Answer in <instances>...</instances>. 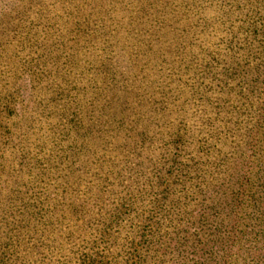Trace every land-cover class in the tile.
Wrapping results in <instances>:
<instances>
[{"label": "rangeland", "instance_id": "rangeland-1", "mask_svg": "<svg viewBox=\"0 0 264 264\" xmlns=\"http://www.w3.org/2000/svg\"><path fill=\"white\" fill-rule=\"evenodd\" d=\"M75 60L86 69L75 97L87 139L100 142L95 160L27 144L31 124L54 140L59 127L50 122L63 106L54 101L41 119L27 99L30 92L39 98L43 84L25 76L39 80L42 63L48 83L63 87ZM48 87L57 99L60 88ZM3 95L15 101L13 114L0 106V208L39 199L97 206L67 225L59 221L68 212L57 207L47 226H37L52 232L59 249L31 258L199 264L190 248L195 226L214 209L264 229V0H0ZM231 124L252 156L240 159L214 143ZM8 138L17 147L2 145ZM207 148L215 155L204 156ZM237 189L243 203L235 215L210 209ZM257 207L261 213H253ZM27 208L14 216L3 210L0 221L26 223L33 219ZM142 240L152 243L146 249ZM211 251L200 264H241Z\"/></svg>", "mask_w": 264, "mask_h": 264}, {"label": "trees", "instance_id": "trees-1", "mask_svg": "<svg viewBox=\"0 0 264 264\" xmlns=\"http://www.w3.org/2000/svg\"><path fill=\"white\" fill-rule=\"evenodd\" d=\"M42 65V63H39L38 66L40 72L43 74L39 80L31 74L25 76L30 84H43L42 87L44 88H42V95L38 98L30 92L27 101L30 103L31 110H40V116H42L41 119L50 116V113L47 112L46 109L48 105L50 106L54 101H57L54 105L58 107L63 106V108H60V112L57 113L56 117L50 122L51 125L56 123L59 130H56L57 136L54 137V140H50V143L48 142V138L42 139L43 136L48 137V134H46L47 130H42V127H37L35 124H31V135L28 138H31L33 142L27 138V144L33 145L35 142L44 146L50 144L52 150L53 148H57V150L61 152H63L62 150H67V153L70 155L79 157L87 156L91 157L90 159L95 160L98 155L97 150H100V146L98 147L100 142L97 143L96 139H92L93 141L87 139L90 130L85 127L83 123L85 117L83 118L80 116L81 113L78 108L79 99L75 97V92H78L80 87H84V83L81 81V75L86 74L84 63L80 64L79 60L74 61V68H69V71L66 73L67 79L62 81L63 87L52 80H49L50 83H48V77L47 75H44ZM79 66H81V68H79ZM23 78L24 75H22L21 79ZM51 83L56 85H51ZM14 85H16V83H14ZM48 86L60 88V92L57 94V99L49 97L51 95H49V92H46V90H49ZM5 98L6 95L0 97V106L4 107L8 113L13 114L14 111H12V109L15 100L9 101ZM67 106H73L74 109L69 107V109L66 110L65 107ZM52 118L53 117H51V119ZM34 119L38 120V118ZM223 127H225V124ZM237 130L239 129L232 124L228 126V128H222V131L225 132L224 136L222 138L218 137L214 143L221 144L222 146H229L240 159H243L246 156H252L256 150L250 147L246 150L248 139L246 140V137L241 134L232 135ZM93 132L96 133V131ZM136 136L139 138L138 136L140 135L136 134ZM9 138L12 137L10 136ZM9 138L6 139L5 143H2V145L17 147V142H12ZM62 138L65 140H60ZM126 141L127 140L122 141L119 147H117L118 152L123 151L126 146ZM200 149V147L196 148V150ZM45 150L47 149L45 148ZM207 150L208 151L204 156L215 155V150H211L210 148H207ZM246 151L248 152L246 153ZM1 156H3V154ZM199 157H202V155ZM243 185L244 184H236L234 189L241 188ZM230 193L229 196H226L225 198L223 197L221 201L213 203V206L210 209L213 210L216 206H222L223 208L230 209L232 211L230 213L235 215L237 211L233 210L237 209L243 202L241 201V198H239L238 189L234 191L231 190ZM252 196L253 195H248L247 197L252 198ZM7 201L12 202L10 200ZM2 205L3 207L0 208V212L4 210L6 214L12 216H14L16 212L23 213L24 211L29 210L27 207H31L32 210L29 211V214L33 219L29 218L26 223L21 220L10 218H6L7 221L4 222L0 221V264H57L54 263L53 260H45V257L40 260L31 258L30 254H48L55 249H59L54 246L55 239L52 238V232L50 233V231L44 228L41 229L37 224L39 223L41 226H47L49 224L47 220L50 221L52 217L56 216V209L59 206H62V209H57L58 211L60 210L63 212L65 210L68 212L66 216L61 214L62 219L59 223L62 225H67V221H71V218L74 216L83 214L84 212H92V210H95L97 207L94 204L81 205L73 202L69 204H52L44 199H39L30 203L26 202V204L21 203L19 206L13 202L9 203L7 206L6 204ZM212 212L213 214H210L207 217L208 222L206 225L201 224L195 226L198 233L195 235V239L190 245V248H194V251H191L193 252V258L196 259V263L200 264V260H204L203 258L206 254H210L212 252L211 250H215L222 252L235 261L241 262V264H264V229L258 228L256 230L254 224H244L243 222H245V218L241 216L239 219H242V222L239 223L236 219L230 220L229 214L220 216L215 209ZM253 213H261V210L258 207L254 208ZM47 214H51V216L43 218V216ZM235 218H237V214ZM50 239L53 243H50ZM142 241V243H144L143 247L146 249L151 245V241ZM160 241L161 240H158L157 244ZM177 243L178 248L186 244L183 242ZM22 254H27L29 258H23L25 260H22ZM59 264L63 263L59 262Z\"/></svg>", "mask_w": 264, "mask_h": 264}]
</instances>
